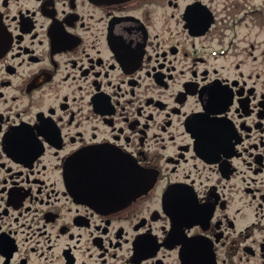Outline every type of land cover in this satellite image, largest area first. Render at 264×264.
<instances>
[{
	"label": "flooded vegetation",
	"instance_id": "af4514ba",
	"mask_svg": "<svg viewBox=\"0 0 264 264\" xmlns=\"http://www.w3.org/2000/svg\"><path fill=\"white\" fill-rule=\"evenodd\" d=\"M185 263L264 264V0H0V264Z\"/></svg>",
	"mask_w": 264,
	"mask_h": 264
}]
</instances>
